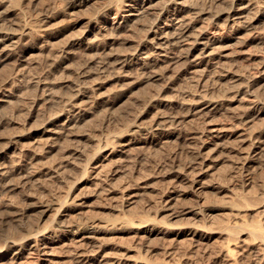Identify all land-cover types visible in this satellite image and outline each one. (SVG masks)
Returning a JSON list of instances; mask_svg holds the SVG:
<instances>
[{"label":"bare ground","instance_id":"obj_1","mask_svg":"<svg viewBox=\"0 0 264 264\" xmlns=\"http://www.w3.org/2000/svg\"><path fill=\"white\" fill-rule=\"evenodd\" d=\"M11 1L12 0H0V24H2V26H3V28L0 26L2 28V29L0 28V68H2L3 65L6 66L7 61H11L12 60L13 63H14L13 66H11V67L8 66L10 69L12 67H14L13 75L12 76H8L7 78L5 76H3L2 80L4 79V77L6 78L3 81L0 79L1 82H2L0 84V130H1V127H2L5 119H7V121H8L9 116L12 113L10 111V109H9L10 107L6 108L7 109V112H6V110L4 111L3 106H6V107L7 106H12V109L14 107L17 108V106L15 105V101L13 100V98L16 95V93H19V91H22L25 86H27L28 84L32 83V81H33L34 82V84H33L34 86L32 85V87H34L38 92L39 91L41 92L40 93V99H42L43 101H45L47 99V101L49 100L48 101V103H49L51 101L48 98H50L51 96L54 97V93L56 91L54 89L55 78L58 77V79L60 80L59 75L62 74V73H60L59 75H57V77L53 76L54 80H52V78L50 79V77H49V75L51 73L50 72L49 75H46L44 77V79H41V80L40 79L39 80L36 79V81L33 80V78L31 77L32 74L31 75L29 74V69H28L29 68L28 66L30 65L29 64L30 63L29 59L33 58L35 55H36V57H34V58H37V53H40L42 51L44 52L43 49H44L45 46L42 43V41H44V40L36 42V40L39 37L38 36L39 34L37 35L38 27L35 25L36 22L33 24V20H32L31 21L32 23H29L30 19L28 20L29 22H27V21L24 22V23L21 22L24 19L23 18V16H25L24 14H26L27 12L26 13L23 12V16H21V15L19 16V17L23 18V19L20 18V19H22L21 21H19V20L18 21L17 20H10L8 18L10 10L11 11L13 10V8L10 9L11 7H9V4L11 3ZM18 1L19 0H17V2ZM66 1H67L66 4L69 5L68 7L69 8L71 7L74 10L83 9L86 5H88L89 2H91V0H66ZM102 1H103V3L105 2V4H104L105 6L102 8L103 10L100 12L101 15L103 16L102 18H104L103 20H100L98 18L99 15H97L95 13H92V12H94V10H98V7L96 9L94 8V10L89 8L90 6H88V8H87V9H91V13L89 12L90 10L88 11L89 14L97 15V17L93 16V18L89 19V22H88L89 27L85 28V30L87 29L86 31L93 30L92 31V32H94L93 36H90L91 35L90 33L87 34V36H84V34L82 35L80 33L81 30L76 32L77 34H79V33L81 34L79 36V38L77 37L78 39H74L73 35H72L73 37H71L69 35L71 37V39L72 38L73 39L70 40L69 39L70 37H68L67 45H65V47L63 49L64 52H62V51L60 52V53H64L65 56L64 57L61 56V58H60L61 54H58L59 57H57V54H55L56 58H59V59L54 58L53 62L49 63L50 65H52L54 67H58V65H60V64H65L67 62V60L69 59V57H71L72 54L78 53V50L80 49V47L87 46V47H91L90 49H92V50L94 48L100 50V52H96L95 51L96 52L95 56L98 55L97 53L105 54V57L103 55L104 58H100L101 60L98 61L99 64L97 65V68L94 71L96 74H99V75L100 74H106L111 69H115L116 66H118V65H120V67H122V68L134 66L137 69V71H138V75L136 76L137 80L136 81H132L131 84H130L131 81L129 83L126 81L127 84L132 85L131 87H134V85H136L138 83L147 82V84H148V82L151 81V80L164 78L169 71L176 70L175 71L176 74L172 75V78L171 77L169 78V76H168L169 79L167 78L168 79L167 81H170L171 83H173L175 78L181 77V79H182V76H184V77L187 78L186 80H188L189 83H193L194 82L196 84V86H198V87L201 86V88L203 89L202 91L201 90L199 91L198 89L197 90L194 89L195 91L193 93H190V95H192V97H191V100H192L191 102L192 103L191 102L190 103L192 104L191 105L192 109L195 110L198 113V115L203 116L205 118L210 113H213L215 109H218L219 106L221 105V102H219L217 99H214L213 97H209L208 96V89H207L206 84L208 83L207 80H209L208 77L212 80V77H210L211 74H213L214 78H217L220 81L222 79H225L226 77H231L233 79L232 82L234 84L230 86L229 83L225 82V83L229 84L226 87H229V86L230 87H236L237 92H240V93L242 92V89H244L245 91H247L249 93V91H251V87H252L253 84L259 82L261 79H264V61H262L259 65L257 64L258 66L256 65L257 67H255L256 71L259 72L262 75H260V77H258L257 79H254V81L252 83H247L245 86H242V87L240 86L239 87V84H237L236 82H238L240 80H243L244 73L240 74L241 72L237 71L234 68L233 65H227V62H224L222 60L223 57L226 58L227 55L230 56V54H229L230 52L227 54L226 51H228L229 49L232 48L231 47L232 42L234 40H236V39H242V40L245 39V38H246L245 40H248L249 38L250 39H259L260 40L259 43L264 45V34L258 37V34L260 33V30L263 29V28L260 29V25L259 24L261 22L264 23V3H262V2L260 3L261 0L260 1H258V0H203V3L201 5H199V3H198V1H200V0H166L161 6L160 5L158 6V3H157L158 1L157 0H102ZM262 1L264 2V0H262ZM30 2H32V0H30ZM98 2H97V4L99 5ZM219 2H221V3L225 2L228 7H227L226 11L218 12V13L213 14L212 11H211L212 8H213V6L215 4H218ZM13 3H15V2H13ZM100 3H101V0H100ZM28 4H29V1H28ZM32 4L33 3H31V5ZM16 5H14V7ZM94 5H96L95 2H94ZM98 5H96V6H98ZM18 6L19 5H17V7ZM26 6L29 7L28 5H26ZM36 6H37V4H36ZM20 8H22V7L20 6ZM33 8H31V9H33ZM43 8L46 9L48 7L45 8L43 6ZM28 9H30V7ZM28 9H27V11H28ZM85 9L86 8H84V10ZM19 10H20V12H22L23 9H19ZM16 11H17V9H16ZM35 11H36V9H35ZM42 11H43V9H42ZM38 12H39V10H38ZM17 13H18V11H17ZM37 14L38 15L40 14V16H39V21H40L39 26L46 25L48 22L52 21L55 18V16H58V15L53 16L52 14L47 13V11L44 12V13L43 12L41 13V11H40V13H37ZM224 15H225V17L223 18V22L220 23L218 18H221ZM19 17H17V18L19 19ZM37 18H38V16H37ZM162 18L164 19V24L159 25V21ZM11 19H13V18L11 17ZM204 19H207V21H203ZM34 20H36V19H34ZM208 20H209V22H208ZM220 24H222V25H220ZM37 25H38V22H37ZM219 26H222V27L229 26L230 29L233 27L235 30L233 32L231 31V33L228 34L227 36H222L221 37V36H219L220 34L218 35ZM139 27H141V28L143 27L144 29L146 28L145 29V33H144V31H141L142 29L140 28V31L143 32V33H140V35L141 34H143V35H141V37L139 39H136L138 37L134 36L135 39H136V42H135V45L133 44L134 46L132 48H131L132 45L129 46V48H131L130 50L128 49V51H119L118 47H117V50L115 48H113L115 46V44H121L122 45V43L119 42V41L122 39L123 32H125V34H126V31L127 32L128 31H135V30L139 29ZM222 27H220V28H222ZM39 31H40V29H39ZM128 33H127V36H129ZM40 35H43V33L40 34ZM131 36H133V35L131 34ZM54 37H55V35H54ZM41 38H43V37L41 36ZM66 38H67V36H66ZM131 39L132 38H130V40ZM69 40H70V42H69ZM130 40H128V41H130ZM54 43H55V41H54ZM52 45L54 47L56 46L54 44H52ZM52 45H50L49 48H51ZM56 47H57V50H58V46H56ZM126 49H127V47H126ZM51 50H52V48H51ZM49 51H48V53H50V55L48 53L46 55H49V56H51V54L53 55V53H51ZM53 51H54V49H53ZM79 52L82 53L81 49H80ZM88 54H91V53H88ZM41 55H43V54H41ZM85 55H83V56H85ZM91 55H92V58H88V61H90V63H91L92 60H94V58H93L94 54H91ZM76 60L78 62L81 59L80 60L76 59ZM95 60H96V58H95ZM82 61H84V60H82ZM39 62H40V60H39ZM10 63H12V62H10ZM78 63L82 64V62L81 63L78 62ZM36 64H37V62H36ZM40 64H42V63H40ZM49 64L47 63V66ZM73 65H74V63H73ZM33 66H32V68H34ZM82 66L87 67L85 64L81 65L80 67H82ZM8 67H7V69H8ZM64 67H66V66H64ZM73 67L74 66H72V69H73ZM32 68L30 69L31 73L35 72ZM37 68L40 69L38 66H37ZM45 68H46V66L44 67V69ZM48 68H46V69H48ZM74 68H76V67H74ZM82 68H80L81 71H83ZM88 68H90V66ZM88 68H87L86 72L89 71ZM38 69H35L36 72L37 71L39 72ZM41 69H43V68H41ZM5 70H6V68H5ZM12 70H13V68H12ZM12 70H9V72L12 71ZM65 70L66 69H64V71H63V69H62V72H65ZM121 70H123V69H121ZM121 70H120V72H122ZM110 72H114V71H110ZM132 72H134V71H132ZM0 73H2V72H0ZM45 73H46V71H45ZM77 74L78 73H76V75ZM93 74H94L93 72H89V76L93 75ZM41 75L38 74V76H41ZM207 75H209V76L207 78H205ZM63 76H64V73L61 76V78ZM70 76H71V74H70ZM110 76H112V74H110ZM72 77H70V78H72ZM85 77L86 78H84V77L80 78L79 77V78H77V80L72 78L73 80H76L75 82L73 81V85L71 86L74 91H72V89H71L73 94L71 92L72 96L68 97L67 100H66L65 95L62 96V97L65 98V102L63 104V109H61V111H56L55 113H52V112L55 111L56 108L58 109V107L56 106V108L52 111L51 107L56 105V102L54 101L55 105H52V106L50 105L51 107L49 109L50 112H51V115L46 117V119L43 118L44 119V120L42 119L43 122L41 124H39V125H37L38 123L34 122V125L35 124L37 125V126L35 125L37 128H35L34 131L35 132L36 131H40L39 134H36L34 136H32L33 134L32 135H30L28 133L25 134V131H29L30 130L28 127L27 128L29 130L28 129H24L26 126L25 127L22 126L23 128L21 130L24 129L25 130V131L23 130L24 132L19 130L17 128V126L13 127V128L16 127L15 129H18L19 131L23 132L24 133L23 136H26L25 138L30 139L29 143L25 144L26 146L24 147V149H21L20 152H17V154L18 153L20 154L18 160H16L17 159V154L13 153L15 151L12 150L13 147H14V150L16 149L18 141H17V139H14L13 137H10L11 134L14 131H16V130H12L11 134L6 131L10 135L8 134L9 137L7 136V138L4 140V142L1 140L2 142L0 143V188L3 187L2 191L4 189L5 192H13L14 193V191L17 190L18 188H25L26 186H28V184L30 182H32L31 180L35 177V175H37V173L41 169H43V168L46 169L45 174H49L52 177V175L54 173H57L58 170L61 171V167H65L66 164L71 163V161L69 159L72 158L73 156H69V154H68L70 149H72V147L69 148V145H68L69 142L71 144V141H72L70 138H71V136L77 134L76 127H77V123H79L78 121L84 119L88 115L93 114L94 105L99 102V97L97 98L96 97L97 95L94 96L95 95L94 92L96 91V89L94 87L91 88V86H89L88 83H90V82L87 80L88 75L85 76ZM114 78H115V76H114ZM204 79H207V80H204ZM68 80H70V79H68ZM103 80H107V78H105ZM60 81H62V80H60ZM213 81H214V79H213ZM217 81L215 79L214 83H216ZM154 82H156V81H154ZM205 82H207V83H205ZM56 83H57V80H56ZM211 83L213 84V82H211ZM218 83H221V82H218ZM225 83H224L223 86L226 85ZM103 84H106V83H103ZM151 84H153V83H151ZM155 85L153 84V88L155 87ZM142 86H144V85H142ZM147 86H150V85L148 84ZM147 86H144L143 89H145ZM124 87H125V89L127 88L125 85H124ZM93 88H94V90H93ZM159 88H161V86ZM119 89H117V90H119ZM229 89H231V88H229ZM58 90H60V89H58ZM196 91H199V92H196ZM30 92H32V91H30ZM134 92L137 93L138 91H134ZM25 93L26 92H24V94ZM34 93L35 92H33V94ZM96 93H97V91H96ZM159 93H161V92H159ZM22 94H20V96ZM56 94H57V91H56L55 95ZM34 95H32V96H34ZM154 95L155 94H153V96ZM20 96H19V98H20ZM35 96H37V95H35ZM99 96H100V94H99ZM107 96H108V94H107ZM130 96L133 97L132 95H130ZM142 96H144V94H142ZM235 96H236V94H235ZM118 97H116V98H118ZM36 98H34V100ZM145 98H146V101L144 103H147L148 97L145 96L144 99ZM158 98H159V96H158ZM165 98H167V97H165ZM233 98H232V100H233ZM24 99H25V97H24ZM24 99H20V100L22 101ZM27 99H29V98L27 97ZM107 99H109V98H107ZM154 99L155 98H153V100ZM167 99H165V100H167ZM29 100H31V99H29ZM61 100H63V98ZM129 100H130V98H129ZM129 100L127 99V101H129ZM138 100H139V98H138ZM149 100H151V99L150 98L148 99V103L146 105H150L149 104V102H150ZM168 100H170V99H168ZM228 100L230 101L231 98H228ZM253 100H254V98H253ZM40 101L41 100H39V102ZM43 101H42V103H43ZM142 101H144V100H142ZM230 102H232V101H230ZM253 102H254L253 108L250 109L246 113H242V114H244L243 115V120H246L244 122L245 125L249 124L251 122L250 120H252V122L254 121L253 119H250V118L259 110V105H260L261 101L259 102V99H258V101L256 99V101L254 100ZM31 103H33V102H31ZM58 103H60V101ZM125 103H127V102H125ZM168 103H171V102H167V104ZM190 103H188V104H190ZM44 104H46V103H44ZM124 104L122 106H124ZM33 105H34V103H33ZM106 105L109 108L112 109L114 107V105H115V102L114 101L113 102H107ZM127 105L129 106L130 103L127 104ZM133 105L131 106V108H129L130 112H131V109L134 110L132 108V107H134ZM138 105H141V104H138ZM182 105H184V104H182ZM249 105H251V104H249ZM252 105H253V103H252ZM24 106L27 107L29 105H27V106L24 105ZM42 106H45V105L42 104ZM122 106L121 107L119 106V109L117 108V110H120L122 108L120 111H122L124 109V112H125L126 111L125 109H127V106L125 108L122 107ZM144 106H143V108L146 109ZM40 107H41V105H40ZM45 107L47 108V105ZM260 107H262V106H260ZM16 108H14V109H16ZM35 108H38V107H35ZM46 108H45V110H46ZM148 108H150V107H148ZM8 109H9V111L11 113L8 111ZM175 109H177V108H175ZM45 110L43 109V111H45ZM62 110H64V111H62ZM102 110H104V109H102ZM115 110H112V111H115ZM128 110H127V112H128ZM138 110H136V111H138ZM12 111H14V110H12ZM99 111H101V110H98V112ZM106 111H102V112H105L107 114L108 111L107 112ZM27 112L30 113L29 111H27ZM45 112H47V111H45ZM65 112H67V114H65ZM115 112L117 113V111H115ZM127 112H126L125 115H127ZM155 112H158V111H155ZM25 113H24V115H25ZM31 113H32V111H31ZM35 113H36V111H35ZM109 113H110V111H109ZM116 113H114V116H117L118 113L117 114ZM131 113H133V112H131ZM131 113H129V114H131ZM158 113H160V112H158ZM165 113H166V111H165ZM39 114L40 113H38V115ZM46 114L47 113H45V115ZM129 114L127 116H129ZM162 114L160 113L159 116L155 115V117L152 119V121L145 127L146 133H148V135L150 134L149 137H146V139L152 140V139H155V138H158V137L162 136V133H164V132L172 131L170 129H172L173 125L178 121L177 115H174L173 111H167L166 114H164V115H162ZM12 115H14V114H11V116ZM20 115H22V114L20 113ZM27 115L30 116L29 114H26L25 116H27ZM35 115H37V114H35ZM119 115H120V112H119ZM125 115H120V117L121 116L124 117ZM133 115H134V113H133ZM139 115L137 114L138 117H140ZM25 116H23L25 119L28 118V117H25ZM95 116L96 115H94L93 120L94 119L98 120L99 114H98L97 118H95ZM103 116H104V119H105V115H103ZM103 116L100 118V120L103 119ZM110 116L113 117L112 114ZM23 117L21 116L20 118H17V117L16 118L18 120V119H21ZM40 117H42V116H40ZM12 119H14V118H12ZM90 119L92 120V118H90ZM119 119L121 120V118H119ZM132 119L135 120L137 118H133V116H132ZM132 119H131V116H130V120L131 121H132ZM260 119H262V118H260ZM9 120L11 121V119H9ZM116 121H117V119H116ZM22 122H24V121H22ZM25 122H26V120H25ZM86 122H87V120H86ZM89 122H90V120H89ZM104 122H105V120H104ZM111 122H112V120H111ZM117 122L120 123L119 121H117ZM127 122H129V121H127ZM237 122H239V121H237ZM8 123H9V125L13 124V122H11V123L8 122ZM99 123H100V121L96 125L98 126ZM109 123L110 122H108V124ZM239 123H241V121ZM26 124H27V122H26ZM84 124H86V123H84ZM242 124H243V122H242ZM136 125L139 126V124H136ZM33 126H30V127H33ZM81 126L82 125H80V129H81ZM85 126H82V128H84ZM95 126L92 127V129L93 128L96 129ZM102 126H103V128H102ZM102 126H100L102 129H104L106 127V126L104 127V125H102ZM129 126H130V124H129ZM131 126L133 127L134 125L131 124ZM87 127H88V125H87ZM108 127H110V125H108L106 128H108ZM120 127H122V126H120ZM123 127H125V123H124ZM6 128H4V129H6ZM31 129H34V128H31ZM85 129L86 130H84V129L83 130L89 132V130H87V128H85ZM92 129H90V130H92ZM118 129H117V131H119ZM236 129L237 128H235V130ZM243 129H244L243 132H239L241 130H237V131L234 130V131L239 133L238 134L239 136L243 137L241 140H246V138L248 139V136L250 138V135H249L250 133L244 132L246 130H249L248 126L243 128ZM7 130H9V127H8ZM18 130H17V134L19 135V131ZM124 130H127V128L124 129ZM210 130H212V129H210ZM223 130L222 129L220 130V129H218V127H216L212 131H209V133L207 132L208 134L206 136L216 137L217 139L223 140L222 142H224V140H227L230 137V135H231L230 131L232 129L230 131H225L224 130L225 132ZM101 131H103V130H101ZM87 132H83V133H87ZM92 132H93V130H92ZM123 132L125 133V134L123 133V135H122V132H120V133L117 132V133H119V134H117L118 135L117 136V138H118L117 140H119V144H121V146L124 147L125 145H127L126 140L128 139V137L131 136V133L130 134H126L125 131H123ZM2 133L4 134V132H2ZM29 133H33V132H29ZM101 133H103V132H101ZM247 134H248V136H247ZM1 135H0V138H1ZM84 135H86V134H84ZM97 136L100 138L99 134ZM4 137H6V136H4ZM14 137H15V135H14ZM115 137H113V138H115ZM2 138H3V136H2ZM92 138H93V141H94V139H96V138H94V136ZM206 138H208V137H206ZM100 139L102 140V136H101ZM100 139H99V143L98 144L94 143V145L96 146L95 150H94V153H95L94 155L95 156H98V154H100L101 150L103 151V149H102L103 145L101 146L102 143H100ZM87 140L89 141V139L86 138L85 141H87ZM97 140H96V143H97ZM133 140H134V138H133ZM259 142L261 144H256V141H254V140L251 141L250 144L247 145L248 147L246 148L245 153L239 154V156L233 162L231 168H229V170H230L229 173L231 174L230 177L233 178L234 181H238L239 182V181H241V179L243 177L246 178L245 179L246 181H249L252 178V174H253V161L252 160H254V155L255 154L258 155V153H262V151L264 149V147H263L264 144L262 143V141H259ZM114 143H115V140L113 142V147L116 145V148H117V144L114 145ZM130 145H132V144H130ZM220 145L221 144H219L218 146H220ZM71 146H73V144ZM218 146H216L217 148L214 147V149L215 148L218 149ZM86 147L88 148V144L86 145ZM38 148H40V149H38ZM221 148H223V147L221 146ZM93 149H91V150H93ZM83 150H85V149H83ZM86 150H88V149H86ZM86 150L84 151L85 153L83 151H81L79 155H83L82 153L86 154ZM91 150H88V152H91ZM111 150H112V152H114L115 151V147L112 148ZM76 152H78V150H76ZM123 152H125V151H123ZM126 152H128V151H126ZM87 154L89 155L90 153H87ZM101 154H103V153H101ZM200 155H201L200 151L197 152L196 155H193L194 157H193L192 161H190L189 165L186 166L187 167L186 168L187 171L185 170V172H184L183 168H182L183 171H181L183 180L185 179L187 182H190V185H193V186L194 185L197 186V185L201 184L202 179H203V175L205 174L204 159H202V161H201L199 159ZM14 156H16V159H14ZM38 157H39V159H47L46 161H42L43 163L42 162H40V163L36 162V164L37 163L42 164L40 166L41 168L39 167V164L37 166H33V161L35 159H37ZM77 159L80 160L78 157H77ZM73 160H76V158L73 159ZM86 160H87V158H86ZM123 160H125V159H123ZM126 160H128V159H126ZM131 161H133V164H134V160L131 159ZM65 162H67V163L64 165ZM115 162L117 163L118 161L115 160ZM120 163L122 164V163H125V162L122 161ZM76 164H82V166H84L83 163H81V161L76 163ZM86 164H90V163L87 162ZM100 164L102 165V163H100ZM100 164L96 165L94 167L95 170H93V171H91L89 169L91 171L90 174H93V172H97L98 166ZM109 164H111V162ZM132 165L130 163V166H132ZM108 166H110V165H108ZM67 167H68V165H67ZM71 167H73V166L71 165ZM87 167H88V165L86 166L85 169H87ZM89 167H91V166H89ZM111 167L109 168V170L111 169ZM229 167H230V165H229ZM101 169H102V167H101ZM101 169L99 171L103 170V169L102 170ZM118 169H121V167L120 168L118 167ZM67 170H66V172H67ZM105 170H106V168H105ZM114 170L115 169H112V171H111L112 175H114L116 173V171H114ZM180 170H181V167H180ZM180 170H178V172H180ZM64 171H62V172H64ZM70 171L73 172L74 170L73 171L70 170ZM75 171H77V170H75ZM66 172H65V174H66ZM86 172L89 173V171H87V170H86ZM111 172H110V174H111ZM67 173H69L68 175H70L69 170H68ZM57 174H59V173H57ZM96 174H98V172ZM59 175H60L59 177H61V174H59ZM62 175H63V173H62ZM102 175H104V174H102ZM84 176L85 175H83V177ZM86 176H87V174H86ZM94 177H96V179H97V176H94ZM85 178H88V177H85ZM89 178H90V175H89ZM105 179L108 180V177L105 178ZM105 179L103 178V179L99 180V182L97 183V186H96L97 188L93 187L95 189V191H98L99 195H101V196H104V195H102L100 193H103V194L107 193V195H108V193L111 192V191L110 192L108 191L109 189H105V187H103V185L105 183ZM43 180L45 182V180L48 181L50 179H48V178L45 179L44 178ZM80 180H82V179H80ZM103 180H104V183H103ZM183 180H181V182L175 181L170 186V189L167 191V193H164L162 195L163 197L160 195L161 198H163V200H165V206H167V207L165 208V206H164V208L170 211L169 212L170 216L175 217V216H179V215H184L185 218L188 220L187 224L178 226L176 229H174L175 227L172 226V224H170L169 221H167V222L165 221L163 223H160L159 221L151 222V221L145 219L144 221L140 220V221L136 222L135 221L136 219L135 220L132 219L133 217L125 218L124 216L123 217H119V219H117L116 217H115V219H112V218L111 219H107V218H105L107 220L97 219V218L96 219H92L90 217L91 219L88 218L89 220L87 219V221L83 218L85 220L84 222H81L83 219H81V221L79 220V222L78 221L74 222V220H76V219H74L73 216H72V218L74 220L72 218L70 219V217H69V219L73 220V221H70L69 219L67 220V218L65 217L66 219L63 220V221H60V223H58L59 225L57 227L51 225L50 227L46 226V228L42 229L40 227V225H39L40 228L37 227L39 222H41L40 219L43 218L44 216H46L47 213L53 208V206H54V208L58 207L57 206L58 204L56 202H53V200L51 201L50 199L48 200L49 197H47V200L44 198V199H42L40 201H37V202H33V203L31 202V203L28 204V206H24L25 208H23V209H22V207H21L20 210L19 209H16V210L13 209V210H11V213L14 214L13 217H14L15 225L14 226L10 225L11 227H9V229L6 228L7 231L5 230L6 232L2 233L3 237H6V241H5V244L3 246H0V264H5L3 262V260L8 258V257L11 259L12 264H41V261L49 262L50 264H52V263L55 264V262L57 260L54 262V258L51 257V256L52 255L53 256L56 255L54 253V251L58 247H62L64 249L63 246H65V248L68 247L69 249H72L71 251L73 253L70 252V254H72V256L74 255V260L77 261L76 262L77 264L78 263H80V264L81 263H86V264H123L122 263V257L120 258V257H117L116 255L112 256V255H110L111 253H109V252H107V253L106 252L105 253L102 252V249H103L102 245H104V243L102 244V241L100 243V239H101L100 238V234L102 232H104V231L106 232L107 230H110V232L111 231L119 232L121 230H126L128 232L131 231V232H135L137 234L136 236H138V234H140V233H143L142 237L143 238L144 237H147V238L149 237V239L154 234L170 233L173 236L171 240H169V238H168V240L171 242V244H167L166 243L165 246L166 245L167 246H169V245L171 246L170 247V249L172 250L171 254H173L175 252L177 253V249H178L177 242H179V241L182 242V241H185L187 239L188 242H189V247L191 246L192 250L196 251L198 255L200 254L201 256H203V258L205 257V260L204 259H202V260H204V261H206V259L211 260L212 263L210 261H208V263H206V264H209V262H210V264H264V216H263V218L261 217L260 219H258L259 215H262L261 213L264 214V208H262L260 211H258L260 214L258 213L259 215H258L257 220H255L256 218H253V221H252V219L248 220V221H252V222H248L245 219L244 223H242L243 221H241L240 224H232L231 223V224L225 225L224 228L227 230L226 232H220L221 229H224L223 227H219V229H220L219 231L215 230V228H213V227H209L207 222H206V219L203 220L202 224H197L196 225L195 221L192 222V220H193L192 218H194L196 216H199L202 213H204V212H202V213L200 212V211H203L201 208L199 210V209H197L196 207H194L192 205L184 206V207H181L180 209L177 207L178 206V202H179L178 201L179 200V195H181L183 193V191L185 193V189H183V187L185 186L183 184L184 183ZM53 181H55V180H53ZM234 181H232V182L234 183ZM246 181H244V182H246ZM42 183L43 182H41V184ZM203 183H202V185H206V184H203ZM33 184H34V182H33ZM48 184H50V183L48 182ZM94 184H96V183H94ZM150 184H154V183H150ZM240 184H242V183H240ZM37 186H39V185L37 184ZM147 187H149V186H147ZM29 188L31 189V187H28L27 189H29ZM180 188H182V190H183L182 193L180 192V190H181ZM106 190L108 192L104 193V191H106ZM20 191H21V189H20ZM28 191L29 190H26V193ZM22 192H25V191H22ZM178 192H180L181 194H177ZM7 194H6V197H7ZM87 195L88 194H86L85 196H87ZM123 195H124V193L122 194V196ZM136 195H141V194L137 193ZM1 196L3 198V195H1ZM10 196L12 197V195H10ZM10 196H8V198ZM17 196L18 195H16V198H17ZM44 196L45 195H43V197ZM94 196H95V194H94ZM11 197H10V199H11ZM30 197H32V196H30ZM14 198H15V196H14ZM35 198H37V197H35ZM128 198H130V197H128ZM134 198L135 197L133 195V198H130L128 204H131V203L135 204L137 199H134ZM17 199H15V200H17ZM39 199H41V198L40 197L37 198V200H39ZM159 199H160V197H159ZM180 199H181V197H180ZM3 200H1V201H3ZM22 200H20V202ZM122 200H123V198H122ZM253 200L254 199H252V202L250 203L251 199H246V201H244L243 203H245V206H247L248 204L251 205V204H253ZM4 201H6V200H4ZM4 201H3V203H4ZM17 201H19V200H17ZM66 202H68V201H66ZM138 202L136 203L137 206H138ZM69 203H73V202L69 201L66 205H68ZM73 204H75V203H73ZM80 204L83 205V202L79 203V204L77 203L76 205L78 206ZM122 204H124L123 201H122ZM136 204H135V206H136ZM18 205L19 204L17 203V206ZM23 205H25V204H23ZM76 205H74V206H76ZM8 206H10V205H8ZM20 206H22V205L20 204ZM69 206L71 207L72 204L71 205L69 204ZM135 206H134V208H135ZM79 207L80 206H78L77 208H79ZM262 207H264V206H262ZM67 208H68V206H67ZM77 208H75V209H77ZM82 208H83V206H82ZM31 209L32 210H36V213L38 214L37 215L38 219H37V217H34L33 219L39 220L38 223H35V220H33L31 218V214L29 215V213H27ZM10 215H12V214H10ZM68 215H69V212L68 213L65 212L63 214V216H68ZM33 216H35V215H33ZM2 217H4V216L1 215L0 218H2ZM256 217H257V215H256ZM80 218H81V216L79 217V219ZM147 221H149V222H147ZM1 225H2V223H1ZM172 227H174V228H172ZM113 233H115V232H113ZM181 236H185L186 237L185 240L184 239L180 240ZM216 236L218 238L220 237V239L222 238L221 239V243L219 242L220 245L218 247L216 246L217 249H216V247H215V249L214 248L212 249V248H210V246H211L210 245L211 244L210 241L213 238H215ZM139 239H142V238H139ZM164 240L166 242L168 241L166 239H164ZM216 241H217V239H216ZM147 242H148V240H147ZM185 243H186V241H185ZM216 243H218V242H216ZM124 244H125V242H124ZM158 245H159V242H158L157 246ZM159 247H160V245H159ZM167 248H169V247H167ZM69 251L67 250V252H69ZM56 252H57V250H56ZM61 253H64V252L62 251ZM66 253H65V255H66ZM35 254H36V257H34ZM58 254H60V253H58ZM168 254H170V252ZM61 255H63V254H61ZM190 255H192V254H190ZM43 256L44 257L45 256H50V257L44 258ZM57 256H59V255H57ZM171 257H173V256L171 255ZM191 257L193 258V255ZM191 257L189 259H191V261H192ZM197 257H199V256H197ZM155 258H156V261L159 259L158 257H155ZM161 258H164V257H161ZM171 259H173V258H171ZM175 259L178 260L177 264H180L179 263L180 257L175 256ZM194 259H195V257H194ZM198 259H200V258H198ZM160 260L162 261V259H160ZM165 260L160 262V264L161 263L162 264H166ZM187 260H188V258H187ZM169 261H170V259H169ZM65 262H67V259L65 260ZM145 262L143 261V263H145ZM199 262H201V261L198 260L197 263L199 264ZM57 263H59V262H57ZM186 263H188V262H186ZM9 264H10V262H9ZM63 264H65V263H63ZM68 264H72V261H71V263H68ZM183 264H185V263H183Z\"/></svg>","mask_w":264,"mask_h":264},{"label":"rangeland","instance_id":"obj_2","mask_svg":"<svg viewBox=\"0 0 264 264\" xmlns=\"http://www.w3.org/2000/svg\"><path fill=\"white\" fill-rule=\"evenodd\" d=\"M21 1L20 0L18 2H17V0H12L11 1V3L9 4V7H11L10 9L13 8V10L12 11L10 10L8 18L10 20H17V21L18 20L21 21L24 18L21 21L23 23L26 22V21L29 22L28 21L29 19H30L29 23H32L31 22L32 20H33V24L36 22L35 25L38 27L37 35L39 34L38 35L39 37L37 36L38 39L36 40V42L44 40V41H42V43L46 47V48L44 47V49H43L44 52L43 51L40 52L43 55H41L40 53H37V58H34V57H36V55H35L33 58H31L32 60L29 59V62H30L29 63L30 65L28 64L29 65L28 66L29 67L28 68L29 69V74L30 75L32 74L31 77L33 78V80L36 81V79L37 80L44 79V77L46 75H49L50 72L51 73H50L49 77H50V79L52 78V80H54L53 76L57 77V75L62 73L61 75H59L60 80H62V81H60L58 79V77L55 78L54 82H55L56 86L54 85V89L57 91V94L58 93L59 94L55 95L56 91L54 90L55 91L54 97L51 96L50 98H48L51 101L49 103H48L49 100L47 101V99L46 100L44 99L46 102L43 101L42 99H40V93L41 92L40 91L38 92L34 87H32V85L34 84L33 81H32V83H30L27 86H25L22 91H19V93H16V95L14 97L15 99L13 98V100L15 101V105L17 106V108L13 106L16 109H14V108L12 109V106H7V107L3 106V109H4V111L6 110V112H7L6 108L10 107L9 109H10V111L12 113L9 111V109H8V111L11 114H14L15 116L14 115L11 116V114L9 113L10 114L9 119H11V121L9 119H8V121H7V119H5V121L3 123L4 126L2 125L1 130H0V135L2 134L1 138H0V143L2 141L4 142V140L7 138V136L9 137V135L12 133V130H16L10 136V137H13L14 139H17V141H18L16 149L14 150V147L12 148V150L15 151L13 153L17 154V152H20L21 149H24V147L26 146L25 144H28L29 141H30V139L25 138L26 136H23V134H24L23 132L25 131L24 129H28V128L30 129V130L28 129L29 131H25V134L26 133H28L30 135L33 134L32 136H34L36 134H39L40 131H36V132L34 131L35 128H37L36 126L41 124L43 122V120L46 119V117L51 115V112H50L49 109H50V107L52 105H55V102H56V105L53 106L54 108L51 107V109L53 111L56 108V106L58 107V109L56 108L55 111L52 112V113H55L56 111H61V109H63V104L65 102V98L62 97V96L65 95L66 100L68 99V97L72 96V94H73L72 91H74V90H73V88L71 86L73 85V81L75 82L77 80V78H79V77L80 78H83V77L86 78L85 76L88 75L87 80L90 82L88 84H89V86H91V88L94 87L96 89L97 93L95 91L94 92V94H95L94 96L97 95L96 97L97 98L99 97V102L94 105L93 114L88 115L87 117L84 118L85 120L82 119V120L78 121L79 123H77V127H76L77 134L71 136L70 139L73 142L70 140L71 144H70V142L68 144L69 148L72 147V149H70V151L68 152L69 156H73L72 158L69 159L71 161V163L66 164L67 162H65L64 165L66 164V166L65 167H61V171L58 170V172H57V173L61 174L62 178L59 177L60 175L57 174V173H54L53 174L54 176L52 175V177L49 174H45L46 169L43 168L41 170L39 169L40 171L31 180L32 182H30L28 184V186H26L25 188H18L17 190L14 191V193L13 192H5L4 189L2 191L3 187L0 188V201L3 200V199L6 200V201L3 200L4 203H3V201L0 202L1 203L0 204V217H1V215L4 216V217L0 218V222L2 223V225L0 223V232L2 231L0 233V246H3L5 244V241H6V237H3L2 233L7 231L6 228L9 229V227H11L12 225L13 226L15 225L14 217H13L14 214L11 213V210H13V209H15V210L19 209L20 210L21 207L23 209V208H25L24 206H28V204L31 203V202L32 203L33 202H37V201H40V200H42L44 198L47 200V197H49L48 200L50 199L51 201L53 200V202H56L58 204L57 205L58 207L54 208V206H53V208L47 213V215L40 219L41 222H39V220H37L38 219V217H37L38 214L36 213V210H32L31 209L30 211L27 212V213H29V215L31 214V218L32 219L34 217H37V219H33V220H35V223L39 222L37 227L38 228L41 227L42 229L46 228V226L50 227L51 225L57 227L59 225L58 223H60V221H63L66 218L68 220L69 217L71 219L72 216H73L74 219H76V220H74L72 218L74 220V222H76V221L79 222V220L81 221V219H83V218L87 221L88 218L89 219H91V218L92 219H96L97 218V219L107 220V219H111V218L115 219V217L117 219H119V217H123L124 216L125 218L133 217L132 219H134V220L136 219L135 220L136 222H138L140 220L144 221L145 219L149 220L151 222L159 221L160 223H163L165 221L166 222L169 221V223L172 224V226L175 227V228L172 227L174 229H176L178 226L185 225V224H187L188 220L185 218L184 215H179V216H175V217L169 215L170 211L165 209L167 206H165V200H163V198H161V196L164 193H167V191L170 189V186L175 181L181 182V180H183L181 171H183V169H184V172H185V170L187 168L186 166L189 165L190 161H192V159L194 157L193 155H196V153L199 152V151L201 152V155H200L199 159L201 161H202V159H204V169H205V174L203 175L202 182H201V184H199L197 186H195V185L193 186V185H190V182H187L184 179L183 180V182H184L183 184L185 186L183 187V189H185V193L182 190V188H180L181 189L180 192L182 193V191H183V193L182 194L180 192L177 193V194H181V195H179V200H178L179 202H178V206L177 207L180 209L181 207L192 205V206L196 207L199 210L201 208L203 211H200V212L201 213L204 212L206 215L204 213H202L201 215L192 218L193 219L192 222L195 221L196 225L197 224H202L203 220L206 219V222H207L208 226L215 228V230H217V231L220 230L219 227H223L224 228V226L227 225V224H231V223L232 224H240L241 221H243L242 223H244L245 219L247 221L252 219V221H253V218H256L255 220H257L258 215L260 214L258 211H260L262 208H264V207H262V206H264V149H263L262 153H258V155L255 154L256 156L254 155V160H252L253 161V174H252V178L249 181H246L245 177H243L241 179L242 182L241 181H239V182L238 181H234L233 178L230 177L231 174L229 173L230 172L229 168H231L233 162L236 160V158L239 156V154L245 153L246 148L248 147L247 145L250 144L251 141H253V140L256 141V144H261L259 141H262V143L264 144V107H263L264 106V79H261L259 82L253 84L252 87H251V91H249V93L247 91H245L244 89H242V92L240 93V92H237L236 87H230L231 85L234 84L232 82L233 79L231 77H226L225 79H222L220 81L219 79L214 78L213 74H211V75L209 74L210 77H212V80L208 77L209 75H207L205 78L208 77V79L211 82H213V84H212L209 80L204 79V80H207L208 83H209L208 84L207 82H205V83L208 84V85L206 84L207 89H208V96L209 97H213L214 99H217L219 102H221V105L219 106L218 109H215L213 113H210L209 114L210 116L208 115L205 118L203 116L198 115V113L195 110H193L192 106H191L192 105L191 104L192 103L191 102L192 101L191 100L192 95H190V93H193L195 91L194 89H196V90L198 89L199 91L200 90L202 91L203 89L201 88V86L200 87L196 86V84L194 82L193 83H189V81L186 80L187 78L184 77V76H182V79H181V77L175 78L173 83H171L170 81H167L170 77L172 78V75L176 74L175 73L176 70L169 71L164 78L151 80L152 82L149 81L148 84L150 86H147L148 85L147 82H144V83H138V84L134 85V87H131L132 85L127 84V82L129 83L131 81L130 82V84H131L132 81H136L137 80L136 76L138 75V71H137V69L134 66L122 68V67H120V65H118V66H116L115 69H111L110 70V71H114V72L108 71L106 74H100V75L96 74L94 71L96 70L97 65L99 64L98 61L101 60L100 58H104L105 54L97 53L99 56L100 55L101 56L100 57L98 55L95 56L96 52H100V50H98L96 48H94L92 50V49H90L91 47H87V46L80 47L82 53L79 52L80 51V49H79L78 53L72 54L71 57H69V59L67 60V62L65 64H60V65H58V67H54V66L49 64V63L53 62L54 58H56L55 54H57V57H59L58 54H61L60 58H61V56H63V57L65 56L64 53H60V52L61 51L64 52L63 49H64L65 45H67L68 37H70V36L73 37L74 36V39H78L81 34L82 35L84 34V36H87V34H89V33L91 34L90 36H93V33H94V32H92L93 30L86 31L87 29L85 30V28L89 27V24H88L89 19L93 18V16L97 17V15H99L98 18L100 20L104 19V18H102L103 16L100 13L103 10L102 8L105 6L104 5L105 2L103 3L102 0H101V3H100V0H91V2H89L88 5H86L84 7V8H86L85 10H84V8L83 9H76L77 11L72 9L71 7L69 8L68 7L69 5L66 4L67 3L66 0H32V2H30V0H23L22 2ZM28 1H29V4H28ZM157 1H158L157 2L158 6L159 5L161 6L166 0H157ZM258 1H260V0H258ZM13 2H15V3H13ZM94 2H95L96 5H98L97 4V2H98L100 6L99 5L98 6L94 5ZM261 2L264 3L262 0L260 1V3ZM31 3H33L35 6L33 4L31 5ZM198 3H199V5H201L203 3V0L198 1ZM219 3L215 4L213 6V8L211 10L213 14L218 13V12L226 11V9L228 7L227 4L225 2H222V3L219 2ZM16 4L19 5L18 6L19 8L17 7ZM36 4H37V6H36ZM14 5H16V6L14 7ZM26 5H28L30 7V9H28L29 7H27ZM20 6L22 8H20ZM43 6L45 8L46 7H48V8L44 9ZM88 6H90L89 8H91L93 10H94V8L96 9L98 7V10H94V12H92V13H95L97 15L89 14V12L91 13V9H87ZM26 8L28 9L29 12L27 11ZM31 8H33L34 10L31 9ZM16 9H17L18 13H17ZM19 9H23L24 11L22 10V12H20ZM35 9H36V11H35ZM42 9H43V11H42ZM38 10H39V12H38ZM40 11H41V13L42 12L44 13V12L47 11V13L52 14L53 16L58 15L59 17L55 16L56 19L54 18L52 21L48 22L44 26H39V24H40V21H39L40 14L38 15L37 13H40ZM74 11L76 13L77 12L78 13L76 14ZM23 12H25V13L27 12L26 14H24L25 16H23ZM20 15L23 16V18L19 17ZM36 15L38 16V18H37ZM16 16L19 17V19ZM11 17L13 19H11ZM224 17H225V15L222 16L221 18H218L220 23L223 22V18ZM20 18H22V19H20ZM34 19H36V20H34ZM203 21H207V19H204ZM37 22H38V25H37ZM208 22H209V20H208ZM162 24H164V19L163 18L159 21V25H162ZM263 24H264L263 22H261L259 24L260 25V29H262V28L263 29L260 30V33L258 34V37L264 34V25ZM220 25H222V24H220ZM0 26L3 28L2 24H0ZM220 27H222V26H219V28H218V35L220 34L219 36H221V37L222 36H227L228 34L231 33V31L233 32L235 30L233 27L230 29L229 26H224L222 28H220ZM140 28L141 27H139V29H137L135 31H128L129 33L126 31V34H125V32H123L122 39L119 41V42L122 43V45L121 44H115V46L113 48H115L117 50V47H118L119 51H128V49L130 50L135 45L136 39H139L141 37V35H143V34L140 35V33H143L141 31H144V33H145V29L146 28L144 29L142 27L141 31H140ZM39 29H40V31H39ZM78 31H80L81 34L80 33L77 34L76 32H78ZM42 33H43V35H40ZM127 33L129 34V36H127ZM131 34L133 36H131ZM54 35H55V37H54ZM41 36L43 38H41ZM66 36H67V38H66ZM134 36L138 37V38L135 39ZM71 37L69 38L70 40L73 39V38L71 39ZM130 38H132V39L130 40ZM127 39L130 40V41H128ZM245 39H243L244 41L242 39L234 40L232 42V45H231L232 48L229 49L228 51H226L227 54L230 52L229 53L230 56L227 55L226 56L227 59L225 57L222 58V60L224 62H227V65H233L234 68L237 71L241 72L240 74L244 73L243 80H240V81L236 82L237 84H239V87L240 86L241 87L245 86L247 83H252L254 81V79H257L258 77H260V75H262V74H260L259 72L256 71L255 67H257L262 61H264V45L259 43L260 40L259 39H250V38L248 40H245ZM70 40H69V42H70ZM54 41H55V43H54ZM52 44L58 46V50H57V47L56 46L54 47ZM50 45H52L54 47L53 48L51 46L52 50H51V48H49ZM120 46L122 48L123 47L124 48L122 49ZM129 46H131V48H129ZM126 47H127V49H126ZM53 49H54V51H53ZM48 51L53 53V55L51 54L52 57L49 56L50 53H48ZM47 53L49 55H46ZM88 53L94 54L93 55L94 56L93 57L94 60H92L91 63H90V61H88V58H92V55L88 54ZM83 55H85V56H83ZM103 55H104V57H103ZM95 58H96V60H95ZM56 59H59V58H56ZM76 59H78V60L81 59L78 62H80V63L82 62V64H79ZM39 60H40V62H39ZM82 60H84L85 62L82 61ZM10 62H12V63H10ZM36 62H37L38 65L36 64ZM46 62L49 64L48 66H47ZM40 63H42V64H40ZM73 63H74V65H73ZM13 64L14 63H13L12 60L11 61H7L6 66L7 67L8 66L11 67V66H13ZM83 64H85L87 67H85V66H82L83 68L80 67ZM3 66H2V68H0V72H2V73H0V79L1 80H2L3 76H5L7 78L8 76H12L13 73H14V67H12L13 68V70H12V68L10 69L8 67V69H7V67L5 65H3ZM32 66L34 68H32ZM37 66L40 69H38ZM45 66H46V68H48V67L49 68L48 69H46V68L44 69ZM64 66H66L67 68L64 67ZM72 66H74L76 68L73 67V69H72ZM89 66H90V68H88ZM5 68H6L7 71L5 70ZM31 68L35 72L31 73V70H30ZM41 68H43L44 70L41 69ZM80 68H82L83 71H81ZM87 68H88L89 71L86 72ZM35 69H38L39 72L38 71L36 72ZM62 69H63V71H64V69H66L65 70L66 73L62 72ZM121 69H123L124 71L121 70ZM9 70H12V71L9 72ZM120 70L122 72H120ZM45 71H46V73H45ZM132 71H134V72H132ZM89 72H93L94 74L89 76ZM126 72L128 74L129 73L130 74L128 75ZM37 73L39 75L42 74L43 76L42 75H41L42 77L38 76ZM63 73H64V76L61 78ZM76 73H78V74L76 75ZM109 73L112 74V76H110ZM70 74H71V76H70ZM114 76H115V78H114ZM168 76H169V78H168ZM5 77H4L3 80L6 79ZM70 77H72L73 79H76V80H73ZM67 78L70 79V80H68ZM105 78H107V80H103ZM213 79H214V81H213ZM215 79H216V81L218 80L216 82L217 84L214 83ZM1 80H0V84L2 83ZM56 80H57V83H56ZM154 81H156V82H154ZM218 82H221L222 84L218 83ZM225 82L229 83L230 86L226 87L229 84H227ZM103 83H106V84H103ZM151 83H153L154 85L156 84L154 88H153V84H151ZM224 83L226 84L225 86H223ZM124 85L127 87L126 89H125ZM142 85L147 86V87L145 89H143L144 86H142ZM160 86H161V88H159ZM94 88H93V90H94ZM229 88H231V89H229ZM58 89H60V90H58ZM71 89H72V91H71ZM117 89H119V90H117ZM23 91L26 92V93L24 94ZM30 91H32V92H30ZM134 91H138V92L135 93ZM199 91H196V92H199ZM33 92H35L36 94L35 93L34 94L37 95V96H35L33 94ZM71 92H72V94H71ZM159 92H161V93H159ZM20 94H22V95L20 96ZM99 94H100L101 97L99 96ZM107 94H108V96H107ZM142 94H144V96H142ZM153 94H155V95L153 96ZM235 94H236V96H235ZM25 95L26 96L28 95L27 97L29 99H31V100L27 99V97ZM32 95H34L35 97L32 96ZM130 95H132L133 97H131ZM138 95L139 96L141 95V96L139 97ZM19 96H20V98H19ZM145 96H147L148 99L149 98L151 99V100H149L150 101L149 102L150 105H146L148 103V99H147V103H144L146 101V98L144 99ZM158 96H159V98L160 97L162 98L164 96L162 98L163 100L161 98L159 99ZM24 97H25V99H24ZM116 97H118V98H116ZM165 97H167L170 100H168ZM233 97L234 98L236 97V98L234 99ZM34 98H36V99L34 100ZM62 98H63V100H61ZM107 98H109V99H107ZM129 98H130V100H129ZM138 98H139V100H138ZM153 98H155V99L153 100ZM228 98H231L230 101H232V102H230L228 100ZM232 98H233V100H232ZM253 98H254L255 101H256V99H257V101L259 99V102L261 101L260 105H259V110L257 111L258 113L256 112L250 118V119H253L254 121L252 122V120H250L251 122L249 124L245 125L244 122L246 120H243V115L244 114H242V113H246L250 109L253 108V106H254ZM20 99H24V100L21 101ZM127 99L130 102L127 101ZM165 99H167V100H165ZM39 100H41V101L39 102ZM142 100H144V101H142ZM42 101H43V103H42ZM59 101H60V103H58ZM113 101L115 102V105L111 109L106 104H107V102H113ZM124 101L127 102V103H125ZM31 102H33L34 105ZM167 102H171V103L167 104ZM251 102L253 103V105H252ZM44 103H46V104H44ZM129 103H130V105H129L130 107L127 105ZM188 103H190V104H188ZM39 104L41 105V107H40ZM42 104L45 105V106L47 105V108L45 106H42ZM123 104H124V106H122ZM138 104H141V105H138ZM182 104H184V105H182ZM249 104H251V105H249ZM24 105H26V106L29 105V106L25 107ZM132 105L134 106V107H132L134 110L131 109V112H133L134 115H133V113L130 112V109H129V108H131ZM142 105L143 106L145 105L144 107L146 109H144ZM119 106L120 107L122 106L124 108L127 106V109H125L126 111L124 112V109L122 111H120L122 108L120 110H117V108L119 109ZM260 106H262V107H260ZM35 107H38V108H35ZM148 107H150V108H148ZM45 108H46V110H45ZM175 108H177V109H175ZM43 109L45 111H47V112L43 111ZM102 109H104V110H102ZM12 110H14V111H12ZM98 110H101V111L98 112ZM112 110L117 111L118 114L115 111H112ZM127 110H128V112H127ZM136 110H138V111H136ZM27 111H29L30 113H28ZM31 111H32V113H31ZM35 111H36V113H35ZM62 111H64V110H62ZM102 111H106L107 114L105 112H102ZM109 111H110V113H109ZM118 111L120 112V115H125L126 112H127V115L129 113H131V114H129V116L125 115L127 118L125 116L124 117H122V116L120 117ZM155 111H158L161 114L163 113L162 115L166 114L167 111H173V114L177 115L178 121L173 125V128L170 129L172 131H167L168 133L167 132L162 133V136H160L161 138L158 137V138H155V139H152V140H148V139H146V137H149L150 134L148 135V133H146L145 127L152 121V119L155 117V115L156 116L160 115V113L155 112ZM165 111H166V113H165ZM20 113L22 115H20ZM24 113H25V115L29 114L31 117L28 116V115L25 116ZM38 113H40L39 115L42 116V117H40L38 115ZM45 113H47V114L49 113V114L45 115ZM114 113H116L117 116H114ZM35 114H37V115H35ZM65 114H67V112H65ZM98 114H99V116H98ZM111 114H112V116L114 118L110 116ZM137 114L138 115L140 114L139 115L140 117H138ZM94 115H96L95 118H97V116H98V120L97 119L93 120ZM103 115H105V119H104ZM21 116L22 117L23 116L28 117L26 119L23 117L26 120L27 124H26V122H25V120L23 118L17 120V118H20ZM102 116H103V119L100 120V118ZM130 116H131V119H132V116H133V118H137L138 120L135 119L136 120L135 121V120L132 119V121H133L132 122L130 120ZM11 117L14 118V119H12ZM90 118H92L93 121ZM119 118H121V120ZM260 118H262V119H260ZM88 119L90 120V122H89ZM116 119L120 123H118L116 121ZM86 120H87V122H86ZM104 120H105V122H104ZM111 120H112V122H111ZM126 120L129 121L130 123L127 122ZM22 121H24V122H22ZM99 121H100V123L98 124V126H99L98 127L96 124ZM237 121H239V122L241 121V123H239ZM8 122H10V123L13 122V124L9 125ZM34 122L38 123V124L37 125L35 124L36 125L35 126ZM83 122L86 123V124H84ZM108 122H110V123L108 124ZM123 122L125 123V127H123L124 126ZM242 122H243V124H242ZM107 124L110 125V127L106 128L108 126ZM129 124H130V126H129ZM131 124L134 125V126L132 127ZM136 124H139V126L136 125ZM80 125H82V126L86 125V126L84 128H82V126H81V129H82L81 130L80 129ZM87 125H88V127H87ZM93 125L94 126L96 125L95 126L96 129L95 128L92 129V127H94ZM102 125H104V127L106 126L105 127L106 129L105 128L102 129L103 128ZM14 126H17V128L19 130H21L25 126L26 127L23 129L24 131L21 130V131H23V132H21L18 129H15L16 127L13 128ZM30 126H33V127H30ZM100 126H102V128ZM120 126H122L123 128L120 127ZM247 126H248L249 130H246L244 132L250 133L249 134L250 138H249V136L247 134L248 139L246 138V140H241L243 137L239 136L238 135L239 133H237L235 131L241 130L239 132H243V130H244L243 128H245ZM8 127H9V130H7ZM216 127H218V129H220V130L224 129L225 131H230L232 129L230 131V133H231L230 137L227 140H224V142H222L223 140H219L216 137L206 136L209 133V131H212ZM4 128H6V129H4ZM31 128H34V129H31ZM85 128H87V130H89V132L84 131V130H86ZM126 128H127V130H124ZM235 128H237V129L235 130ZM90 129H92L93 132ZM117 129L119 131H117ZM210 129H212V130H210ZM17 130L19 131V135L17 134ZM101 130H103V131H101ZM6 131L9 132L10 134L7 133ZM100 131L103 132V133H101ZM123 131H125L126 134H130L131 133V136L128 137V139L126 140L127 145H125L124 147L121 146V144H119V140H117L118 139L117 138V136H118L117 134L122 132V135H123V133H124ZM2 132H4V134ZM29 132H33V133H29ZM83 132H87V133H83ZM117 132H119V133H117ZM84 134H86V135H84ZM98 134H99L100 138L102 136V140L97 136ZM14 135H15V137H14ZM2 136H3V138H2ZM4 136H6V137H4ZM93 136H94V138H96V139H94V141H93V138H92ZM97 137L100 139V143H102L101 146L103 145L102 146L103 147L102 148L103 151L101 150L100 154H98V156H95L94 155L95 154L94 150H95L96 146L94 145V143L95 144L99 143V139ZM113 137H115V138H113ZM132 137L134 138V140H133ZM206 137H208V138H206ZM86 138L89 139V141L88 140L85 141ZM96 140H97V143H96ZM114 140H115L114 145L117 144V148H116V145H115L114 146L115 147V151L112 152L111 149L114 148L113 147ZM218 143L221 144V145L218 146L219 145ZM72 144H73V146H71ZM87 144H88V148L86 147ZM130 144H132V145H130ZM216 146H218V149H216L217 148ZM221 146L223 148H221ZM214 147H216L215 148L216 150L214 149ZM263 147H264V145H263ZM38 149H40V148H38ZM83 149H85V150L86 149H88V150L93 149V150H91V152H88V150H86V154H84L85 150H83ZM76 150H78V152H76ZM81 151L84 152V153H82L83 155H79ZM123 151H125V152H123ZM126 151H128V152H126ZM87 153H90V154L88 155ZM101 153H103V154H101ZM19 156H20V154L18 153L17 154V159H16V156H14V159L18 160ZM77 157L80 160H78ZM75 158H76V160H73ZM86 158H87L88 161L86 160ZM123 159H125V160H123ZM126 159H128V160H126ZM131 159L134 160V164H133V161H131ZM46 160L47 159H39V157H38L37 159H35L33 161V166H37L40 162L46 161ZM115 160L118 161L117 163L119 165L115 162ZM80 161H81V163H83L84 166H82V164H76V163H78ZM122 161L125 162V163H122L124 166L120 163ZM36 162H39V163L36 164ZM87 162H89L90 164H86ZM110 162H111V164L112 163L113 164L112 165L109 164ZM100 163H102V165ZM130 163H131V165L132 164L133 165L130 166ZM98 164H100V165L98 166L97 172H98V174L100 176L98 174H96L97 172H93V174H90L91 171L95 170L94 167L96 165H98ZM107 164L110 165V166H108ZM41 165L42 164H39V167ZM67 165H68V167H67ZM71 165L73 167H71ZM85 165L86 166L88 165L87 169H85L86 168ZM229 165H230V167H229ZM89 166H91V167H89ZM100 166L102 167L103 170L101 169ZM110 167H111V169L109 170ZM118 167L119 168L121 167V169H118ZM180 167H181V170H180ZM105 168H106V170H105ZM67 169L69 170L70 175H68L69 173H67L68 172ZM100 169L102 171H99ZM112 169H115L114 171H116V173L114 175H112V172H111ZM66 170H67V172H66ZM70 170H72V171L74 170V171L71 172ZM75 170H77V171H75ZM86 170L89 171V173H87ZM178 170H180V172H178ZM62 171H64V172H62ZM65 172H66V174H65ZM110 172H111V174H110ZM62 173H63V175H62ZM85 173L87 174V176H86ZM82 174L85 175V176L83 177ZM88 174L90 175V178H89ZM102 174H104V175H102ZM94 176H97V179ZM85 177H88L90 180L88 178H85ZM107 177H108V180L105 179ZM44 178L45 179L48 178L50 180H48V181L45 180V182H44V180H43ZM103 178L105 179V183H104V180H103V183H104L103 187H105V189H109L108 191L109 192L111 191V192L108 193V195H107V193H105V192H108V191L106 190V191H104L105 194L100 193V194L104 195V196H101V195H99L98 191H95V189L93 187L97 188L96 187L97 183L99 182V180H101ZM80 179H82V180H80ZM53 180H55V181H53ZM231 180L234 181V183ZM243 180L246 181V182H244ZM33 182H34V184H33ZM41 182H43V183L41 184ZM48 182L50 184H48ZM94 183H96V184H94ZM150 183H154V184H150ZM202 183L206 184V185H202ZM240 183H242L243 185L240 184ZM37 184L40 187L37 186ZM147 186H149V187H147ZM28 187H31V189L30 188L27 189ZM20 189H21V191H20ZM25 189L29 190V191L26 193ZM22 191H25V192H22ZM136 192L141 194V195H136L137 194ZM123 193H124V195L122 196ZM6 194H7V197H6ZM86 194H88V195L85 196ZM94 194H95V196H94ZM132 194L135 197L134 199H137L136 203L139 201L138 202V206H137L136 203H135L136 206H135L134 203L128 204L130 198H133ZM1 195H3V198H2ZM10 195H12L13 198L15 196V198L13 199ZM16 195H18V196L20 195L19 197L17 196L18 199L16 198ZM29 195L32 196V197H30ZM43 195H45V196L43 197ZM8 196H10L11 199H10V197L8 198ZM35 197H37V198L40 197L41 199L37 200V198H35ZM128 197H130V198H128ZM159 197H160V199H159ZM180 197H181V199H180ZM122 198H123V200H122ZM15 199H17L19 201L15 200ZM246 199H251L250 203L252 202V199H254L253 200V204H251V205H249V204L247 205L246 204L247 206H245V203H243V202L246 201ZM20 200H22V201L20 202ZM66 201H68V202L72 201L75 204L69 203L70 205L72 204V206H73V207L72 206L70 207L69 204L66 205L68 203ZM122 201H123L124 204H122ZM82 202H83V205L80 204V205H78L80 207L77 208L78 206L76 204L77 203L79 204V203H82ZM17 203L19 204L18 206H17ZM20 204L22 206H20ZM23 204H25V205H23ZM8 205H10V206H8ZM74 205H76V206H74ZM133 205L135 206V208H134ZM67 206H68L69 209L67 208ZM82 206H83V208H82ZM164 206H165V208H164ZM130 207L131 208L133 207V208L131 209ZM75 208H77V209H75ZM65 212L66 213L69 212V215L68 216H63V214ZM10 214H12V215H10ZM261 214L262 215H259L258 219H260L261 217L263 218L264 214L263 213H261ZM33 215H35V216H33ZM256 215H257V217H256ZM80 216H81V218L79 219ZM105 218H107V219H105ZM84 219L81 222H84L85 221ZM73 220H70V221H73ZM149 221H147V222H149ZM252 221H248V222H252ZM39 225H40V227H39ZM226 231L227 230L224 228V229H221L220 232H226ZM113 232H115V233H113ZM136 235L137 234L135 232H131V231L128 232L126 230H121L119 232H116V231H111L110 232V230H107L106 232L104 231V232H102L100 234V238H101L100 239V243H101V241H102V244L104 243V245H102L103 246L102 252H104V253L105 252L106 253L109 252V253H111L110 255H112V256L116 255L117 257H120V258L122 257V263L123 264H160V262L164 261L165 259H166L165 260L166 264H175V263L177 264L178 260L175 259V256L180 257V260H179L180 264H183V263H185V264H189V263L190 264H198L197 263L198 260L201 261V262H199V264H202V263L206 264V263H208V261L211 262V260H208V259H206V261H204L205 257L203 258V256H201L200 254L198 255L196 251L192 250L191 246L189 247L188 240L187 239L185 240V238H186L185 236H181L182 239L180 238V240L184 239L186 241V243H185V241H182V242L179 241L180 243L177 242V247H178L177 253L175 252V253L171 254L172 253L171 252L172 250L170 249L171 246L170 245L169 246H167V245L165 246V244L166 243L167 244H171V242L169 240L172 239V237H173L172 234H170V233L154 234V235H152L150 237V239H149V237L148 238L147 237L143 238L142 237L143 233L138 234V236H136ZM138 237L142 238L143 240L139 239ZM163 238L166 239V240H168V238H169V240L166 242ZM146 239L148 240V242H147ZM216 239H217V241H216ZM221 239H220V237L218 238L217 236L215 238H213L210 241V243H211L210 244L211 245L210 248H212V249L214 248L215 249L216 246L218 247L220 245V243H221ZM124 242H125V244H124ZM158 242H159L160 247H159V245L157 246ZM216 242H218V243L220 242V243L218 244ZM63 247H64V249L62 247H58L56 249L57 252L60 253V254H58L56 252V250H55L54 253L56 255H54V256L52 255L51 256V257L54 258V262L57 260L55 262V264H60V263L61 264H63V263L68 264V263H71V261H72V264H77L76 263L77 261L74 260V255L72 256V254H70V252L73 253L71 251L72 249H69L68 247L65 248V246H63ZM167 247H169V248H167ZM217 247H216V249H217ZM67 250L68 251L70 250V251L67 252ZM62 251L64 253H61ZM169 252H170V254H168ZM65 253H66V255H65ZM61 254H63V255H61ZM190 254L193 255V258L191 257L192 255H190ZM57 255H59V256H57ZM171 255L173 257H171ZM197 256H199V257H197ZM34 257H36V254L34 255ZM48 257H50V256H45L44 258H48ZM155 257H158L159 259L156 261ZM161 257H164V258H161ZM190 257L192 258V261H191V259H189ZM194 257H195L196 260L194 259ZM171 258H173V259H171ZM187 258H188V260H187ZM198 258H200V259H198ZM66 259H67L68 263L65 262ZM160 259H162V261ZM169 259H170V261H169ZM202 259H204V260H202ZM143 261L144 262L146 261V262L143 263ZM3 262L5 264H9V262H10V264H12V261H11V259L9 257L4 259ZM57 262H59V263H57ZM186 262H188V263H186ZM210 262H209V264H210ZM41 264H50V263L49 262H45V261H41ZM52 264H54V263H52ZM78 264H80V263H78ZM81 264H86V263H81Z\"/></svg>","mask_w":264,"mask_h":264}]
</instances>
